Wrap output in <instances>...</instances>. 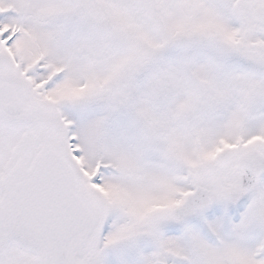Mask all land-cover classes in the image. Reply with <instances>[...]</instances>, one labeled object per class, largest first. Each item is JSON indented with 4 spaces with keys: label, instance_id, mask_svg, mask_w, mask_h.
<instances>
[{
    "label": "snow or ice",
    "instance_id": "snow-or-ice-1",
    "mask_svg": "<svg viewBox=\"0 0 264 264\" xmlns=\"http://www.w3.org/2000/svg\"><path fill=\"white\" fill-rule=\"evenodd\" d=\"M0 264H264V0H0Z\"/></svg>",
    "mask_w": 264,
    "mask_h": 264
}]
</instances>
